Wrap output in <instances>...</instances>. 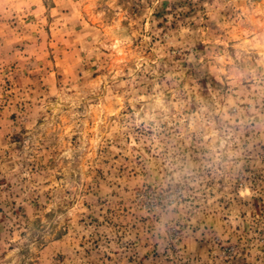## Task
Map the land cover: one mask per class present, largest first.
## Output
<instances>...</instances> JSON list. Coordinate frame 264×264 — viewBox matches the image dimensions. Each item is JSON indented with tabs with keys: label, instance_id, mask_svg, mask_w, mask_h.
<instances>
[{
	"label": "rangeland",
	"instance_id": "obj_1",
	"mask_svg": "<svg viewBox=\"0 0 264 264\" xmlns=\"http://www.w3.org/2000/svg\"><path fill=\"white\" fill-rule=\"evenodd\" d=\"M0 264H264V0H0Z\"/></svg>",
	"mask_w": 264,
	"mask_h": 264
}]
</instances>
